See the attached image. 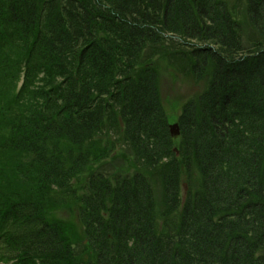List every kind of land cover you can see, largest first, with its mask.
<instances>
[{
	"label": "trees",
	"instance_id": "trees-1",
	"mask_svg": "<svg viewBox=\"0 0 264 264\" xmlns=\"http://www.w3.org/2000/svg\"><path fill=\"white\" fill-rule=\"evenodd\" d=\"M0 264H264V0H0Z\"/></svg>",
	"mask_w": 264,
	"mask_h": 264
},
{
	"label": "rangeland",
	"instance_id": "rangeland-1",
	"mask_svg": "<svg viewBox=\"0 0 264 264\" xmlns=\"http://www.w3.org/2000/svg\"><path fill=\"white\" fill-rule=\"evenodd\" d=\"M169 70L165 71L164 75H162V80L160 84L161 88V95L163 98L164 107L167 110V113L170 117V120L173 121L171 124H178V116L181 113V107L185 102L188 101L189 98H191L192 95L196 94L199 88V83L196 84L193 79L189 76H185L181 73H173L168 68H163ZM174 138L175 140H178V138ZM176 148V154L179 157L180 153L177 152ZM123 167V164L118 160L114 162H109L107 166H105L104 171L107 172V174L114 175V173L119 172ZM187 185L185 183L183 184V191L186 190Z\"/></svg>",
	"mask_w": 264,
	"mask_h": 264
},
{
	"label": "water",
	"instance_id": "water-1",
	"mask_svg": "<svg viewBox=\"0 0 264 264\" xmlns=\"http://www.w3.org/2000/svg\"><path fill=\"white\" fill-rule=\"evenodd\" d=\"M170 131L173 137H178L181 133L180 129H179V124H173L170 125Z\"/></svg>",
	"mask_w": 264,
	"mask_h": 264
}]
</instances>
